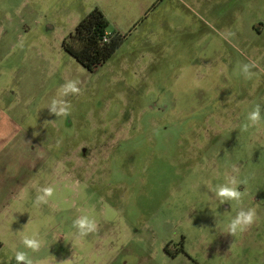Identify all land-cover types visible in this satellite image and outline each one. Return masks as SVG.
<instances>
[{
	"label": "rangeland",
	"instance_id": "rangeland-1",
	"mask_svg": "<svg viewBox=\"0 0 264 264\" xmlns=\"http://www.w3.org/2000/svg\"><path fill=\"white\" fill-rule=\"evenodd\" d=\"M95 8L126 39L90 72L63 41ZM69 80L78 93L59 95ZM53 97L68 116L50 113ZM257 104L264 117V0H0V264L15 251L33 264L261 263L264 224L252 239L251 225L223 230L264 207V119L241 130ZM226 177L239 204L209 191ZM81 215L95 223L85 236ZM26 225L36 252L16 233ZM166 241L196 261L170 262Z\"/></svg>",
	"mask_w": 264,
	"mask_h": 264
},
{
	"label": "clouds",
	"instance_id": "clouds-1",
	"mask_svg": "<svg viewBox=\"0 0 264 264\" xmlns=\"http://www.w3.org/2000/svg\"><path fill=\"white\" fill-rule=\"evenodd\" d=\"M252 65L244 64L240 66V72L245 79L251 78L253 73L251 72ZM77 81L69 80L62 85L59 90V95L66 96L69 93L76 94L79 89L77 87ZM50 113L56 117L68 116L70 114V105L66 104L63 100L53 97L47 107ZM264 117L261 116L260 106L257 104L247 111L245 116V123L241 125V130L257 124ZM237 181L234 178L226 177V183L216 185L214 188L209 189L214 194V197L220 201L221 204L226 202H236L239 204L245 195L239 191L236 187ZM55 195V189L51 186L43 187L37 190V194L34 200V204L39 205L46 203L48 198H52ZM256 220V213L254 208H248L247 210L238 211L234 217L229 219L223 224V230L225 233L233 235L245 230L246 227L251 225ZM73 227H75L80 236H85L95 230V223L88 215H81L73 221ZM21 236V243L26 249L36 252L40 249L42 242L37 238L35 233L31 235L27 234V225L22 231L16 232ZM14 260L16 264H33L29 256L23 251L14 252ZM70 260L63 261V264H70Z\"/></svg>",
	"mask_w": 264,
	"mask_h": 264
},
{
	"label": "trees",
	"instance_id": "trees-1",
	"mask_svg": "<svg viewBox=\"0 0 264 264\" xmlns=\"http://www.w3.org/2000/svg\"><path fill=\"white\" fill-rule=\"evenodd\" d=\"M105 15L98 8L88 13L63 41L64 50L90 72L108 62L123 46L126 36L109 33ZM107 38V41H104ZM72 43H76L73 46ZM1 247V244H0Z\"/></svg>",
	"mask_w": 264,
	"mask_h": 264
},
{
	"label": "flooded vegetation",
	"instance_id": "flooded-vegetation-1",
	"mask_svg": "<svg viewBox=\"0 0 264 264\" xmlns=\"http://www.w3.org/2000/svg\"><path fill=\"white\" fill-rule=\"evenodd\" d=\"M251 30L257 31L255 28V25L251 26ZM232 33H235V31H232ZM256 34L261 35V32L257 31ZM103 169H106V168H103ZM93 175H96V171L93 172L92 176ZM94 178L93 179L91 178L88 180L92 181V180H94ZM251 208H254V206ZM254 210L256 213V220L251 224V229H249V233H247V236L251 235V230H252L253 234L258 233V230L260 227V222L262 224H264V207L262 205L255 206ZM263 228H264V226H263ZM252 238H253V236L251 235V239ZM171 242L172 241H166L164 244H162V247H161V252H162L163 256L165 258H167L168 260H170V262L177 261V260L182 261L180 257L186 258V260H188L191 263L196 261L193 258V256L191 255L190 250L187 251L185 249L183 242H178L177 244H175L174 250H172V248H171V244H172ZM253 242H255V241H253ZM256 242L258 243V245L260 247V245H261L260 242L258 240ZM259 247H258V249H259ZM224 250H225V247H223V252H224ZM147 257H149V256H147ZM142 258H143V255H141L140 257L139 256L135 257L136 260H140ZM259 258H261V260H260L261 263H259V264H264V253H262V255Z\"/></svg>",
	"mask_w": 264,
	"mask_h": 264
},
{
	"label": "built area",
	"instance_id": "built-area-1",
	"mask_svg": "<svg viewBox=\"0 0 264 264\" xmlns=\"http://www.w3.org/2000/svg\"><path fill=\"white\" fill-rule=\"evenodd\" d=\"M104 41H107V38H104Z\"/></svg>",
	"mask_w": 264,
	"mask_h": 264
}]
</instances>
